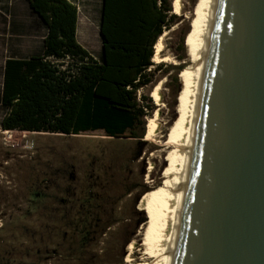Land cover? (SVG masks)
<instances>
[{
	"label": "rangeland",
	"instance_id": "rangeland-1",
	"mask_svg": "<svg viewBox=\"0 0 264 264\" xmlns=\"http://www.w3.org/2000/svg\"><path fill=\"white\" fill-rule=\"evenodd\" d=\"M71 1L79 11V42L95 57L101 56L102 0ZM201 3L182 0L180 13L174 9L177 1L173 4L180 19L164 31L162 55L168 59L153 60L147 70L152 82L138 92L152 96L155 115L161 110L154 142L146 134L143 139L117 138L104 130L76 135L4 130L5 61L17 53H41L47 29L27 0H0V264L145 263L139 245L157 234L164 208L157 204L150 210L142 198L145 190L155 193L165 187L176 148L171 142L181 132L188 89L187 74L180 73L177 82L171 65L192 67ZM61 62L75 66L78 60L66 57ZM160 63L164 66L157 67ZM159 84L160 107L155 96ZM153 119L148 118L151 129ZM133 240L137 259L130 256Z\"/></svg>",
	"mask_w": 264,
	"mask_h": 264
},
{
	"label": "water",
	"instance_id": "water-1",
	"mask_svg": "<svg viewBox=\"0 0 264 264\" xmlns=\"http://www.w3.org/2000/svg\"><path fill=\"white\" fill-rule=\"evenodd\" d=\"M173 264H264V0H216Z\"/></svg>",
	"mask_w": 264,
	"mask_h": 264
},
{
	"label": "trees",
	"instance_id": "trees-1",
	"mask_svg": "<svg viewBox=\"0 0 264 264\" xmlns=\"http://www.w3.org/2000/svg\"><path fill=\"white\" fill-rule=\"evenodd\" d=\"M27 1L47 34L41 53L5 62L2 128L68 135L104 130L111 137L137 139L149 135L148 118H154L156 107L152 96L142 94L139 100L138 92L152 82L147 70L155 64L158 39L179 22L173 13L177 0H102L99 57L78 40L75 3ZM66 57L77 58L78 63L65 66L61 60ZM171 66L177 82L178 75L190 68Z\"/></svg>",
	"mask_w": 264,
	"mask_h": 264
},
{
	"label": "bare ground",
	"instance_id": "bare-ground-1",
	"mask_svg": "<svg viewBox=\"0 0 264 264\" xmlns=\"http://www.w3.org/2000/svg\"><path fill=\"white\" fill-rule=\"evenodd\" d=\"M215 4L216 0H202L198 12L199 18L195 22L197 30L192 40L191 53L194 61L187 73L188 89L185 94L184 120L180 134L171 142L176 148L172 153V162L166 170L165 187L155 193L148 192L143 198L144 205L150 210L157 204L162 205L164 208V222L160 228H157V234L151 235L152 237L148 242L139 245L142 252L141 259L145 261L142 264H173V259L175 258L176 241L182 221V209L191 174V160L195 146L197 122L201 115L206 62L213 30ZM182 5V0H177L176 8L178 13H180ZM166 35L167 31L160 36L155 45L153 60L156 62L168 59V57L162 55L165 50L164 40ZM155 96L160 107L162 105L161 84L155 89ZM160 113L161 110L158 108V112L152 121L153 128L149 134V140L154 142L157 141V135L160 130ZM135 246L136 242L133 240L130 250V256L133 259H137L133 256ZM152 253H154V257H152Z\"/></svg>",
	"mask_w": 264,
	"mask_h": 264
},
{
	"label": "crops",
	"instance_id": "crops-1",
	"mask_svg": "<svg viewBox=\"0 0 264 264\" xmlns=\"http://www.w3.org/2000/svg\"><path fill=\"white\" fill-rule=\"evenodd\" d=\"M42 51V50H41ZM34 55V54H33ZM32 56V55H31ZM10 57H19V58H25V56L24 57H21L20 55H18V53L16 54V55H14V56H10ZM10 57H8V58H10ZM27 57V56H26ZM28 57H30V56H28ZM7 58V59H8ZM6 59V60H7ZM6 62V61H5ZM2 89H3V87H2Z\"/></svg>",
	"mask_w": 264,
	"mask_h": 264
},
{
	"label": "built area",
	"instance_id": "built-area-1",
	"mask_svg": "<svg viewBox=\"0 0 264 264\" xmlns=\"http://www.w3.org/2000/svg\"><path fill=\"white\" fill-rule=\"evenodd\" d=\"M138 96H139V100H141V94H140V93H139V95H138Z\"/></svg>",
	"mask_w": 264,
	"mask_h": 264
}]
</instances>
